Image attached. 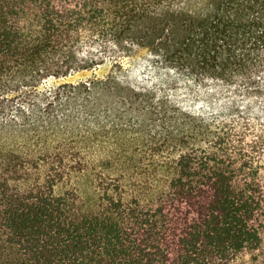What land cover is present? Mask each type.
Wrapping results in <instances>:
<instances>
[{
    "label": "trees",
    "instance_id": "16d2710c",
    "mask_svg": "<svg viewBox=\"0 0 264 264\" xmlns=\"http://www.w3.org/2000/svg\"><path fill=\"white\" fill-rule=\"evenodd\" d=\"M81 93L154 131L51 146ZM0 264H264V0H0Z\"/></svg>",
    "mask_w": 264,
    "mask_h": 264
},
{
    "label": "rangeland",
    "instance_id": "374dc122",
    "mask_svg": "<svg viewBox=\"0 0 264 264\" xmlns=\"http://www.w3.org/2000/svg\"><path fill=\"white\" fill-rule=\"evenodd\" d=\"M108 73L109 66L104 65L64 79L46 81L41 89L50 91L65 84L75 86L93 79L102 80ZM52 102L54 110L50 117L39 114L44 120L51 118L54 121V129L48 136L49 144L72 148L90 163L107 160L117 149L143 146L155 129L153 122L142 125V114L138 115L119 99L102 93L96 99L86 93L70 98L63 95ZM76 186L83 197L92 192V187L84 179Z\"/></svg>",
    "mask_w": 264,
    "mask_h": 264
}]
</instances>
